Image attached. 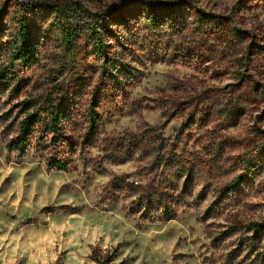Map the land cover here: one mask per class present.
Masks as SVG:
<instances>
[{
  "label": "rangeland",
  "instance_id": "1",
  "mask_svg": "<svg viewBox=\"0 0 264 264\" xmlns=\"http://www.w3.org/2000/svg\"><path fill=\"white\" fill-rule=\"evenodd\" d=\"M195 1L157 36L143 0L125 3L127 22L112 26L129 66L122 87L86 50L79 81L64 92L63 142L54 143L42 123L21 162L6 149L3 114L32 93L42 71L19 70L20 93L0 98V264H264V232L254 238L252 230L264 219V173L246 177L224 204L205 177L220 169L218 180L231 182L264 143V0ZM198 9L220 17L208 34L195 23ZM94 94L104 124L90 138ZM164 123L160 134L176 159L204 174L163 190L168 197L183 189L194 203L170 217L139 206L129 188L153 174L150 154L136 150L124 161L111 152L123 137L147 143L154 135L147 127ZM53 159L68 170H51Z\"/></svg>",
  "mask_w": 264,
  "mask_h": 264
},
{
  "label": "trees",
  "instance_id": "2",
  "mask_svg": "<svg viewBox=\"0 0 264 264\" xmlns=\"http://www.w3.org/2000/svg\"><path fill=\"white\" fill-rule=\"evenodd\" d=\"M129 1L132 0H116L113 6H106L101 0H0V56L3 57L0 61V98L9 90L20 93L21 81L17 74L20 69L37 65L42 71L32 93L3 114L10 120L4 128L8 135L6 149L15 155L17 162L28 156L32 149L31 137L42 123L54 143L63 142V120L67 116L64 92L69 83L79 81L86 50L101 61L102 76L122 87L123 79L130 74L129 66L119 55V50L124 49L123 39L116 36L112 26L125 25L127 12L124 4ZM196 4L195 0H143L147 28L155 36L163 29L171 31L172 25H177L184 6L194 7ZM219 18L198 9L195 23L208 34L210 23ZM111 37L116 43H108ZM261 87L264 89V84ZM97 107V94H94L88 110L90 138L97 136L104 124ZM166 124L147 127L154 134L147 143L137 141L134 136L123 137L111 152H114L113 158L124 161L135 155L136 150L143 156L150 154L153 174L145 185H131L129 188L139 194V206L145 204L152 210L158 206L163 217H170L180 209L191 208L194 203L183 189L176 196L170 193L168 197L163 190L170 183L185 179L189 184L196 180L195 174H200V177L204 174L176 159V147L167 144L160 134ZM46 165L51 170H68V164L61 159L49 160ZM220 171H210L207 175L205 173V177H208L210 189L216 192L220 204H224L246 177L253 180L264 173V143L255 153L249 154L244 160L243 172L231 182L223 185L218 180ZM252 230L254 238L259 237L264 232V219L255 223ZM250 245L248 242L246 248L249 249Z\"/></svg>",
  "mask_w": 264,
  "mask_h": 264
}]
</instances>
